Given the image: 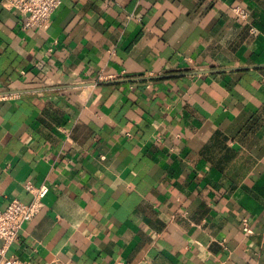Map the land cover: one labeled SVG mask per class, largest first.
Returning a JSON list of instances; mask_svg holds the SVG:
<instances>
[{
	"label": "crops",
	"instance_id": "obj_1",
	"mask_svg": "<svg viewBox=\"0 0 264 264\" xmlns=\"http://www.w3.org/2000/svg\"><path fill=\"white\" fill-rule=\"evenodd\" d=\"M24 19L0 4V208L31 200L27 180L50 189L7 255L264 264V0H60Z\"/></svg>",
	"mask_w": 264,
	"mask_h": 264
},
{
	"label": "built area",
	"instance_id": "obj_2",
	"mask_svg": "<svg viewBox=\"0 0 264 264\" xmlns=\"http://www.w3.org/2000/svg\"><path fill=\"white\" fill-rule=\"evenodd\" d=\"M0 4L6 9L21 13L25 17L23 28H30L45 26L59 6L60 0H1ZM233 11L238 18L247 19L243 8L237 6ZM255 31L253 27L250 28L251 33ZM23 187L31 195L29 202L14 198L4 208H0V264H22L18 258L8 256L7 250L17 239L23 225L40 211L43 199L50 189L45 182L36 185L30 180L25 181Z\"/></svg>",
	"mask_w": 264,
	"mask_h": 264
}]
</instances>
